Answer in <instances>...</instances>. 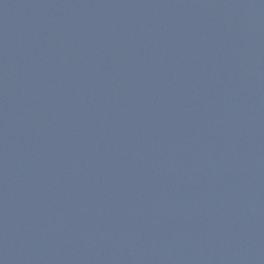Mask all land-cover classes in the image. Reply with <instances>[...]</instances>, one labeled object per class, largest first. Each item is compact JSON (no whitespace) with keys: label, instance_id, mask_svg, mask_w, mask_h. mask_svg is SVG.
<instances>
[{"label":"water","instance_id":"95a60500","mask_svg":"<svg viewBox=\"0 0 264 264\" xmlns=\"http://www.w3.org/2000/svg\"><path fill=\"white\" fill-rule=\"evenodd\" d=\"M0 264H264V0H0Z\"/></svg>","mask_w":264,"mask_h":264}]
</instances>
